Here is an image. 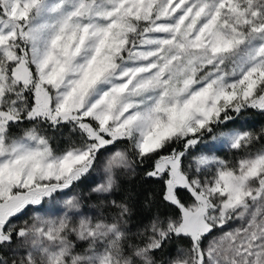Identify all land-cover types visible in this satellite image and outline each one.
Returning a JSON list of instances; mask_svg holds the SVG:
<instances>
[{"label":"snow or ice","instance_id":"1","mask_svg":"<svg viewBox=\"0 0 264 264\" xmlns=\"http://www.w3.org/2000/svg\"><path fill=\"white\" fill-rule=\"evenodd\" d=\"M247 113L264 0H0V264H264Z\"/></svg>","mask_w":264,"mask_h":264},{"label":"trees","instance_id":"2","mask_svg":"<svg viewBox=\"0 0 264 264\" xmlns=\"http://www.w3.org/2000/svg\"><path fill=\"white\" fill-rule=\"evenodd\" d=\"M246 116L248 117H258V121L261 124H264V117L259 116L257 113H247ZM253 130V129H252ZM259 131V128L258 130ZM138 171L141 173L144 171V169H138ZM128 188H131L132 191L136 193H146V192H152V191H158L159 190V184L156 181L153 180H143L138 176L135 180L131 181L130 184L127 185ZM141 201L143 200V197L141 196L139 198ZM139 211L143 214L147 213V209L143 208L142 204L139 207Z\"/></svg>","mask_w":264,"mask_h":264},{"label":"rangeland","instance_id":"3","mask_svg":"<svg viewBox=\"0 0 264 264\" xmlns=\"http://www.w3.org/2000/svg\"><path fill=\"white\" fill-rule=\"evenodd\" d=\"M248 118L251 121V123L254 125V127L252 128L254 131L258 130V128L260 129L261 127H264V124L260 125V122L258 121L259 120L258 117H248ZM61 143H63V141H61ZM231 155H232L231 153H228V158H231Z\"/></svg>","mask_w":264,"mask_h":264}]
</instances>
